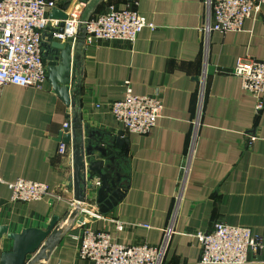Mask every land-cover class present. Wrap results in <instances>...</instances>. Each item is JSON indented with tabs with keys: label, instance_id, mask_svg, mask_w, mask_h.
<instances>
[{
	"label": "crops",
	"instance_id": "1",
	"mask_svg": "<svg viewBox=\"0 0 264 264\" xmlns=\"http://www.w3.org/2000/svg\"><path fill=\"white\" fill-rule=\"evenodd\" d=\"M51 1L67 14L80 9L84 19L96 18L110 5L130 7L155 29H144L133 45L75 41L74 107L62 102L48 80L41 89H0V226L9 233L46 230L54 217H64L76 199L74 159L80 143L85 203L100 217L75 226L48 264H92L77 255L76 237L85 228L133 246L159 245L172 227L164 264H199L202 243L196 235L218 221L248 227L264 241V110L257 115L255 96L233 74L241 57L264 62V5L242 31L204 36L205 0ZM45 34L51 37L50 31ZM127 82L135 94L163 103L162 116L146 135L128 132L112 114L111 105L126 96ZM66 122L80 125L81 133L73 132L68 153L61 155L58 139ZM119 136L124 143L113 150L126 192L112 211L100 214L94 201L98 188L92 187L97 179H90L85 148L100 141L110 145ZM94 159L100 160L97 152ZM18 179L46 183L51 194L13 201L7 183ZM11 249L12 242H6L2 251ZM250 264H264V251L251 253Z\"/></svg>",
	"mask_w": 264,
	"mask_h": 264
},
{
	"label": "built area",
	"instance_id": "2",
	"mask_svg": "<svg viewBox=\"0 0 264 264\" xmlns=\"http://www.w3.org/2000/svg\"><path fill=\"white\" fill-rule=\"evenodd\" d=\"M262 5L264 0H205L206 23L202 33L207 36L212 31L223 34L240 32ZM56 7L51 0H0V89L7 85L34 89L44 86L48 74L43 61V35L51 23L54 28L60 25L59 20L48 17V13ZM63 23L64 32L54 35L55 39L63 42L75 39L79 27H82L86 30L87 45L98 41H122L133 45L144 29H155V25L137 10L116 5L108 6L102 14L89 19L82 17L80 9H75ZM233 74L241 79L243 89L255 96V109L259 115L264 110V62L241 57L236 61ZM205 84L206 75L203 72L198 116L202 113ZM111 111L115 120L128 132L146 135L162 116L163 103L156 96L135 94L127 82L125 98L115 101ZM68 132L73 135L74 128L73 124L66 122L64 133ZM68 147L61 142L58 152L66 155ZM189 161L190 154L183 168L181 189L189 170ZM0 183H3L1 178ZM92 184V187L98 188L100 181ZM7 185L12 191L13 201H37L51 194L49 186L42 182L18 179ZM84 204L81 214L85 220L79 227L86 224L88 217H100ZM174 232L172 227L166 228L159 245L126 246L113 241L107 232L85 228L76 237L79 242L77 255L92 264H164ZM196 237L202 243L199 264H250L251 253L264 251V241L250 228L220 221L209 232L198 233Z\"/></svg>",
	"mask_w": 264,
	"mask_h": 264
},
{
	"label": "water",
	"instance_id": "3",
	"mask_svg": "<svg viewBox=\"0 0 264 264\" xmlns=\"http://www.w3.org/2000/svg\"><path fill=\"white\" fill-rule=\"evenodd\" d=\"M86 1V0H81ZM134 0H129L132 2ZM50 17L59 20L58 28L48 26L46 31H50L51 37L43 35L42 49L43 61L47 67V80L55 93L67 107H74L73 93V44L75 41H85L86 30L79 27L76 38H69L65 42L55 39L54 35L63 34L64 21L68 19V14L64 9L54 8ZM74 131L81 133V126L76 124ZM122 136V135H120ZM116 138L110 145L100 141V145H89L85 148V155L88 158V170L93 176L90 178L100 181V186L95 192V203L99 206L100 214H107L112 211L123 199L126 190L123 191L120 172L116 169L117 155L114 152V145L122 146L124 141ZM59 142L69 144L73 141L71 133L61 134ZM99 154L100 160L94 159V153ZM85 169L84 155L80 143H76V153L74 159V183L76 186V199L73 206L64 217H54L50 226L46 230L29 228L21 233H9L7 226H0V264H48L56 249L60 246L66 236L74 229L84 223L85 217L81 210L85 206L86 185L83 176ZM92 189V187H91ZM6 242H12V249L2 251Z\"/></svg>",
	"mask_w": 264,
	"mask_h": 264
},
{
	"label": "trees",
	"instance_id": "4",
	"mask_svg": "<svg viewBox=\"0 0 264 264\" xmlns=\"http://www.w3.org/2000/svg\"><path fill=\"white\" fill-rule=\"evenodd\" d=\"M132 2H134V1H132ZM132 2H130V3H132Z\"/></svg>",
	"mask_w": 264,
	"mask_h": 264
}]
</instances>
